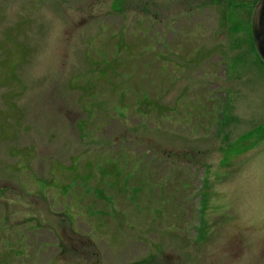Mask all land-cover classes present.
Instances as JSON below:
<instances>
[{
	"label": "rangeland",
	"instance_id": "obj_1",
	"mask_svg": "<svg viewBox=\"0 0 264 264\" xmlns=\"http://www.w3.org/2000/svg\"><path fill=\"white\" fill-rule=\"evenodd\" d=\"M257 1L0 0V264H264Z\"/></svg>",
	"mask_w": 264,
	"mask_h": 264
},
{
	"label": "trees",
	"instance_id": "obj_2",
	"mask_svg": "<svg viewBox=\"0 0 264 264\" xmlns=\"http://www.w3.org/2000/svg\"><path fill=\"white\" fill-rule=\"evenodd\" d=\"M55 231L53 232L59 241V248L65 247V249L55 258L54 262H62V264H79L80 262L88 264L89 262V264H95L99 261L98 254L97 257H94L91 253L93 251L95 254V248L93 242L89 238L75 237L72 236L70 232ZM93 258H95L94 262L92 260Z\"/></svg>",
	"mask_w": 264,
	"mask_h": 264
},
{
	"label": "water",
	"instance_id": "obj_3",
	"mask_svg": "<svg viewBox=\"0 0 264 264\" xmlns=\"http://www.w3.org/2000/svg\"><path fill=\"white\" fill-rule=\"evenodd\" d=\"M250 29L255 53L264 64V0H258L252 8Z\"/></svg>",
	"mask_w": 264,
	"mask_h": 264
}]
</instances>
